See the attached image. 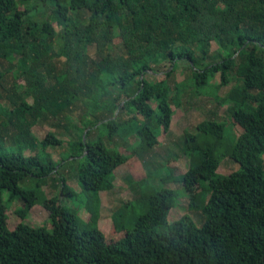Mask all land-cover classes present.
I'll return each instance as SVG.
<instances>
[{
	"label": "trees",
	"instance_id": "trees-1",
	"mask_svg": "<svg viewBox=\"0 0 264 264\" xmlns=\"http://www.w3.org/2000/svg\"><path fill=\"white\" fill-rule=\"evenodd\" d=\"M52 20L59 21L58 31ZM212 42L230 54L202 65ZM181 60L190 63L196 85L217 73L221 86L228 84L235 69L239 85L221 102L231 103L240 138L227 145L225 123L214 120L199 124L197 135L185 134L191 165L180 180L187 208L202 216L200 225L188 214L170 223L176 193L161 186L147 193V210L131 229L114 218L124 233L108 242L90 223L98 216V192L113 187L116 167L158 143L157 127L169 130L176 98L168 78ZM166 62L164 80L146 81L154 65ZM175 83L178 100L183 83ZM78 103L92 116L68 141V157L83 189L93 192L85 206L89 224L79 214L83 205L49 200L51 230L24 222L9 229L6 201L18 199L16 213L24 219L55 172L40 148L61 141L51 131L38 139L34 125ZM121 109L130 112L122 122L115 116ZM97 123L108 129V140L136 123L140 142L122 155L99 136L87 139ZM33 149L37 153L24 154ZM263 155L264 0H0V264H264ZM223 157L238 170L220 175ZM60 184L62 195H73L65 178Z\"/></svg>",
	"mask_w": 264,
	"mask_h": 264
},
{
	"label": "rangeland",
	"instance_id": "rangeland-1",
	"mask_svg": "<svg viewBox=\"0 0 264 264\" xmlns=\"http://www.w3.org/2000/svg\"><path fill=\"white\" fill-rule=\"evenodd\" d=\"M39 13H45L40 10ZM85 13L81 14V18H86ZM75 16L73 15V18ZM52 27L58 31L61 26L58 20H52ZM118 44V43H116ZM91 57L96 53L95 46L88 48ZM196 56H200V51H196ZM230 54L229 51L220 47L216 42H212L206 60L202 61V65L210 62L222 61L224 55ZM5 68L7 67L4 63ZM171 66L166 62L161 65H154V72L147 73L145 79L154 83L166 78V71ZM235 69L232 71L228 84L221 86V75L217 73L215 78L210 77L206 83L196 85L192 80V70L190 63L181 60L177 64L176 71L173 76L168 78L171 85V95L177 99L176 83H183L182 92L178 100L172 103L173 114L170 122L169 130L164 127H157L158 143L150 150L144 151L140 158L130 157L126 163L116 167L113 172V187L108 190L98 192L99 207L98 216L90 219V212L86 209V205H91L94 201L92 191H86L81 186L76 175V163L68 157V141L72 135L79 134L85 129V123L88 121L90 113L89 109L83 107L80 103L71 109L66 110L58 118H49L46 121H39L33 127V131L38 139H42L47 132H53L60 139L59 144H49L46 149H41L44 162L54 165L55 172L51 173L45 184L42 186V196L34 206L27 212L24 219H21L17 213V208L21 202L13 200L6 201L7 225L9 229H14L19 222H24L35 227H45L51 230L53 224L50 219L51 211L45 206V201L54 202L55 205L62 201L64 206L79 207L83 205L79 214L84 220L90 221L91 225H95L104 233L108 242H113L123 236V231L115 228L113 220L117 221L120 228L131 229L135 220L147 210V193L161 187L166 186L175 190L176 199L174 206L171 207L168 214L169 222L178 220L185 214H188L197 225L201 224L202 216L199 211H191L188 207V198L185 196L183 185L181 183V175L186 173L189 165H191V157L185 153L186 133H198L197 127L203 121L214 120L223 121L225 123L224 141L227 145L236 144L241 133L240 128L232 123L231 111L228 107L231 103H222L221 99H226L232 93L234 86L239 85ZM21 85L20 91L24 90L23 82L18 81ZM135 86L132 92H135ZM198 91H200L198 93ZM124 96L119 100L122 102ZM153 108L157 106V102L152 100L148 103ZM139 111V110H138ZM158 112V110H157ZM118 121H126L130 117V112L121 109L120 112L115 111ZM138 119H143L141 112L137 113ZM135 124L127 127L123 136L114 134L112 139L108 140L107 128L103 124H98L92 128L87 139L93 140L95 136H99L104 142L105 147L115 149L122 155L129 154L131 147L136 146L140 142L139 136L135 132ZM202 138H198L197 142L202 143ZM193 142V140H192ZM107 145V146H106ZM37 149L26 150L25 155H31ZM221 155V151H219ZM136 156V155H135ZM264 161V155H263ZM239 164L229 157L221 158V164L218 168L220 175H229L237 171ZM65 178L66 186L73 192V195H62L60 181ZM132 182V183H131ZM40 194V195H41ZM5 199L7 194L5 193ZM116 216V217H115Z\"/></svg>",
	"mask_w": 264,
	"mask_h": 264
}]
</instances>
